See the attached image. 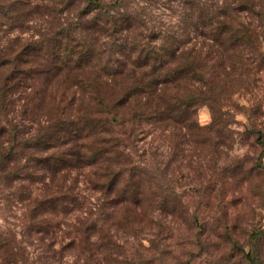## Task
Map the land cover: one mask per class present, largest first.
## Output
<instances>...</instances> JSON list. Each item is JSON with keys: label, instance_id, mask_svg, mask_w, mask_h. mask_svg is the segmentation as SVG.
<instances>
[{"label": "rangeland", "instance_id": "obj_1", "mask_svg": "<svg viewBox=\"0 0 264 264\" xmlns=\"http://www.w3.org/2000/svg\"><path fill=\"white\" fill-rule=\"evenodd\" d=\"M204 1L193 22L179 0H0L1 45L61 30L81 38L86 6L79 43L90 52L31 50L0 109V264H251L247 253L264 264V2ZM123 12L139 19L112 22ZM170 30H184L179 53L137 59ZM81 87L117 98L106 113L115 122L83 132L97 152L69 180L92 196L99 166L121 170L117 214L84 218L102 228L83 248L69 244L74 217L59 219L53 204L56 118L61 107L78 113ZM90 102L88 121L98 118ZM114 137L117 151L101 152Z\"/></svg>", "mask_w": 264, "mask_h": 264}, {"label": "trees", "instance_id": "obj_2", "mask_svg": "<svg viewBox=\"0 0 264 264\" xmlns=\"http://www.w3.org/2000/svg\"><path fill=\"white\" fill-rule=\"evenodd\" d=\"M179 1L180 3L176 4L177 6L183 7L187 4L192 8V10L187 11L185 13L186 16H184L187 17L189 15L193 22H195L193 15L194 13H198L200 15L205 11L203 9L206 3L204 0ZM262 1L264 2V0ZM85 11H89L86 6L82 7V9L78 11V13H81L79 16L81 23L78 25V28H82V32H85V30L83 31V27H86L83 23L84 19L82 18L83 14L86 13ZM109 16L112 22H119L120 24L124 23V25L126 24L127 26H130L135 22V20L137 21L139 19L137 15L126 12H123L117 17L116 15L109 13ZM184 30L180 33H176L173 30L168 31L163 35V40L160 45L153 44L147 45L146 47H138L136 49L137 59L146 60L147 58H153L155 60L162 59L168 55H176L180 52V40H184L181 38L183 34L185 35ZM64 32L65 31L61 30V32L54 33L42 43L36 46L32 44L31 47L30 43L16 47H13L10 44L8 46L0 44V109L4 114L5 109L10 102L7 95L13 90H17L18 88L22 87L23 82L26 80L25 77L27 74L25 75L22 73V68L27 61H30V59L27 58H29L31 54L32 57L35 56L31 50L37 51L40 49V46L42 47L46 44L48 45L47 48L50 51L51 49H59L61 47L67 50V48L73 46V48H70L69 50L70 57L74 56L79 61H82L84 58L88 57L90 53L89 49L87 46L84 47L81 45L82 43H79L85 39V34L80 32L79 35L81 38H76L73 36V33ZM63 39L71 40L73 43L68 44L69 42H65ZM63 42L64 45L61 46ZM76 47H78L77 50H75ZM132 48L134 49V45ZM140 64L141 63H138L137 65ZM152 67L154 69L157 68L155 64H153ZM82 89L84 90V88ZM95 90L97 91V89ZM96 91H92L91 94H87L85 90L81 91L79 96V98L81 97V102L76 108V112L78 113L75 115H70L65 111L64 108L61 107L62 113L56 118L55 127L57 154L55 157L54 169L55 174H57L58 182L56 185L53 201L54 211L59 219L65 217L66 215L74 217L75 222L72 224L71 230H69V232H73V237L71 238L69 244H73L77 240L80 247H87V245L94 244L95 241L91 242L93 241L91 240V237L95 236L96 231L102 228L101 225H98L97 222L94 221L87 223L83 222L84 218L93 216L95 217L94 219H100L102 216L108 217L117 214V175H119L121 172V170L117 171V167H111L109 164H107L103 169L100 166L98 167V178L97 180H93L92 184V188L95 190V193H93L92 196H90V194L83 193L80 190L75 176L72 182L69 180L71 173H73L72 169L74 167L78 168L84 163H92V160L90 161V159L93 157V154L97 152V150L94 149L95 147H92L90 144L85 145L82 135L83 132L91 133L94 131L96 121H100L99 127L102 128V130L105 132H110L112 122H115V116L113 115L112 118L109 119L106 113L111 109L113 110V107H115V104H117V98L113 102H111L110 99L109 102L105 103V100H103V98ZM62 94L64 93L62 92ZM86 95L92 101L90 102L89 106H96L95 110L98 112V118H90V121H88V117L85 118L83 116L88 114L86 107H83V105L87 106V104L84 103ZM63 97H65V94L62 96V98ZM94 98H96L95 101H93ZM83 109H86L87 111H83ZM114 114L116 115L117 112H114ZM114 139V142L108 143L109 138H104L102 140L104 145L100 148V151H108L109 146H115L117 151V137H114ZM107 144L109 145L108 147H106ZM112 162H117V155L115 156V160L113 158L110 159L109 163ZM247 257L249 258L251 264H257L255 256L247 253Z\"/></svg>", "mask_w": 264, "mask_h": 264}]
</instances>
